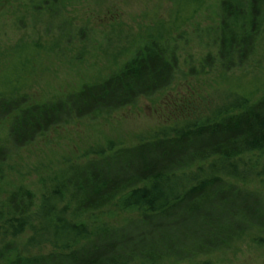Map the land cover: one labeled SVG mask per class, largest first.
I'll return each instance as SVG.
<instances>
[{
	"label": "trees",
	"instance_id": "trees-1",
	"mask_svg": "<svg viewBox=\"0 0 264 264\" xmlns=\"http://www.w3.org/2000/svg\"><path fill=\"white\" fill-rule=\"evenodd\" d=\"M183 1L192 10L180 20L179 14L170 33L146 38L121 70L66 101L22 109L25 101L10 97L29 83L1 88L0 120L12 117L9 138L16 148L169 89L181 69L167 37L207 0ZM49 2L50 11L65 7L64 0ZM220 12L217 56L209 54L205 63L210 69L217 64V78L239 83L223 88L214 79L200 96L204 102L189 103L183 118L137 146L115 151L117 143L109 140L89 147L83 157L100 158L63 170L39 205L23 187L0 201V264H170L244 240L264 244V197L234 183L264 178V158H246L264 154V98L253 103L264 93V64L254 63L264 36V0H222ZM41 49L34 44L27 52L34 65L50 60ZM8 155L0 148V184L11 168ZM133 214L138 218L122 227L107 222Z\"/></svg>",
	"mask_w": 264,
	"mask_h": 264
},
{
	"label": "rangeland",
	"instance_id": "rangeland-1",
	"mask_svg": "<svg viewBox=\"0 0 264 264\" xmlns=\"http://www.w3.org/2000/svg\"><path fill=\"white\" fill-rule=\"evenodd\" d=\"M64 1L65 7L56 12L49 10V0H0V89L13 90L29 83L10 97L24 100L22 109L66 101L84 86L102 83L121 70L146 44V38L170 33L179 14L180 20L192 10L183 0ZM221 2L207 0L191 19L167 37L172 39L170 47L177 48L181 70L176 82L162 93L140 98L134 105L100 119L58 126L21 148H16L9 138L12 117L0 120V148L8 151L7 162L13 168L8 169L0 184V201L6 202L16 189L23 187L35 194L39 205L44 192L63 170L100 158L83 157L89 147L105 146L109 140L117 143L115 151L137 146L153 130L183 118L189 103L204 102L200 96L208 94L211 81L220 73L217 64L210 69L205 61L209 54L217 56L215 39L219 36ZM34 44L44 47L41 55L50 54V60L39 65L30 62L34 55L27 56V52ZM259 62L264 64V36L254 58V63ZM249 78L242 80L248 83ZM216 81L223 88L227 83H239L232 77L228 81L218 77ZM262 98L264 93L253 103ZM246 158L262 161L264 154L254 153ZM234 183L264 197V178ZM137 218L136 214L122 215L107 222L112 227H122ZM28 237L29 232L22 240ZM170 264H264V244L244 240L193 261Z\"/></svg>",
	"mask_w": 264,
	"mask_h": 264
},
{
	"label": "bare ground",
	"instance_id": "bare-ground-1",
	"mask_svg": "<svg viewBox=\"0 0 264 264\" xmlns=\"http://www.w3.org/2000/svg\"><path fill=\"white\" fill-rule=\"evenodd\" d=\"M19 59V58H18ZM94 86V85H93Z\"/></svg>",
	"mask_w": 264,
	"mask_h": 264
}]
</instances>
